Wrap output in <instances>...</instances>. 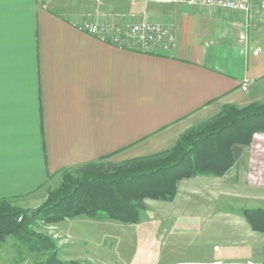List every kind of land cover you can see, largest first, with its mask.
Returning a JSON list of instances; mask_svg holds the SVG:
<instances>
[{
	"label": "crops",
	"instance_id": "0c3cea01",
	"mask_svg": "<svg viewBox=\"0 0 264 264\" xmlns=\"http://www.w3.org/2000/svg\"><path fill=\"white\" fill-rule=\"evenodd\" d=\"M64 2L0 0V199L40 202L66 169L168 150L225 105L264 99L262 0L178 4L161 52L103 40Z\"/></svg>",
	"mask_w": 264,
	"mask_h": 264
},
{
	"label": "rangeland",
	"instance_id": "374dc122",
	"mask_svg": "<svg viewBox=\"0 0 264 264\" xmlns=\"http://www.w3.org/2000/svg\"><path fill=\"white\" fill-rule=\"evenodd\" d=\"M64 7L70 20L89 27L144 20L173 22L179 6L143 0H65ZM255 102L262 104L264 99L236 107L248 109ZM220 112L192 125L181 137ZM76 168L63 171L40 202L9 199L4 210L31 216L50 191L77 177ZM177 194L171 201L146 198L138 223L83 214L61 221L37 220L30 227L49 241L48 246L31 248L17 236L8 235L0 241V264H71L68 258L76 260L72 264H229L233 260L264 264V233L254 230L246 216L247 211L264 210V131L252 133L240 159L224 175L185 177L177 182ZM76 253L91 260L76 259Z\"/></svg>",
	"mask_w": 264,
	"mask_h": 264
},
{
	"label": "trees",
	"instance_id": "16d2710c",
	"mask_svg": "<svg viewBox=\"0 0 264 264\" xmlns=\"http://www.w3.org/2000/svg\"><path fill=\"white\" fill-rule=\"evenodd\" d=\"M257 130L264 131V103H252L248 109L229 104L201 128L187 131L168 150L121 163L106 155L77 167V177L50 191L31 216L4 210L9 199H0V241L14 235L31 248L47 247L49 241L30 227L43 218L61 221L83 214L138 223L146 198L171 201L177 194V182L185 177L224 175L238 162ZM248 212L252 228L264 233V210Z\"/></svg>",
	"mask_w": 264,
	"mask_h": 264
},
{
	"label": "built area",
	"instance_id": "2783aa9c",
	"mask_svg": "<svg viewBox=\"0 0 264 264\" xmlns=\"http://www.w3.org/2000/svg\"><path fill=\"white\" fill-rule=\"evenodd\" d=\"M176 4L199 5L247 11L252 0H143ZM261 7L264 11V0ZM89 30L103 40L123 49L146 52L170 51L178 41L176 27L164 21H141L118 25L112 23L91 24ZM245 39V35L240 36ZM246 89V86L244 87Z\"/></svg>",
	"mask_w": 264,
	"mask_h": 264
}]
</instances>
